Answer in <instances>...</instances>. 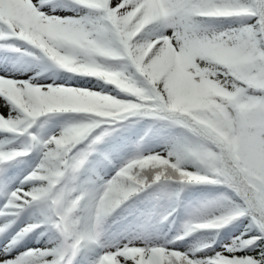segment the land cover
I'll list each match as a JSON object with an SVG mask.
<instances>
[{
	"label": "snow or ice",
	"instance_id": "obj_1",
	"mask_svg": "<svg viewBox=\"0 0 264 264\" xmlns=\"http://www.w3.org/2000/svg\"><path fill=\"white\" fill-rule=\"evenodd\" d=\"M0 264H264V0H0Z\"/></svg>",
	"mask_w": 264,
	"mask_h": 264
},
{
	"label": "rangeland",
	"instance_id": "obj_2",
	"mask_svg": "<svg viewBox=\"0 0 264 264\" xmlns=\"http://www.w3.org/2000/svg\"><path fill=\"white\" fill-rule=\"evenodd\" d=\"M44 242H45L44 239H41L40 244H36L35 239H33V240L31 241V245H34V246L39 247V246L43 245Z\"/></svg>",
	"mask_w": 264,
	"mask_h": 264
}]
</instances>
